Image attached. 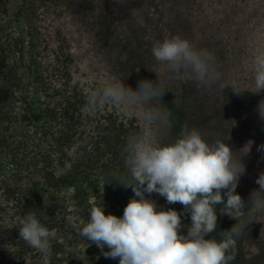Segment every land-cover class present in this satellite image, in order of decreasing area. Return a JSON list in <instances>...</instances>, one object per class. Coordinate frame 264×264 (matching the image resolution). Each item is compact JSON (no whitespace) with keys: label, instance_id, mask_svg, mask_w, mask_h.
I'll use <instances>...</instances> for the list:
<instances>
[{"label":"trees","instance_id":"16d2710c","mask_svg":"<svg viewBox=\"0 0 264 264\" xmlns=\"http://www.w3.org/2000/svg\"><path fill=\"white\" fill-rule=\"evenodd\" d=\"M19 1L18 14L26 13V18L31 21L27 44L29 62L33 67L36 81L44 88L46 99L42 101V108H39L40 93L26 91L21 96L18 94L20 76H16L15 65L7 59L9 47L2 39L6 35L1 33L0 264H118V259L105 258L94 243L78 236L72 224L86 222L89 209L102 204L105 214L122 215L133 192L130 187H124L113 176L130 179L124 167L122 147L125 138L141 127L142 121L139 116L141 107L123 111L115 104H106L101 110L88 113L84 106L91 89L83 79L81 59L68 54H65L64 59H61L60 55L48 57L43 53L47 40L51 43L56 38L52 37L56 27L63 41L67 40L69 33L76 28L71 24L70 18L66 19L67 14L59 12L56 8L55 3L60 0ZM117 1L113 0L112 5L114 6ZM135 1L127 0V3L133 4ZM167 1L175 6H183L185 3V0ZM189 1L186 10L190 14L192 11L189 9L190 5L194 8L195 5L204 2ZM250 2L251 0H220V6L226 5L230 9L235 4H240L233 10L242 13L249 9ZM8 9V0H0V21L8 20L7 14L5 15ZM76 9L77 7H74V10ZM105 10L108 14L106 0H86L79 5L77 13L86 19L87 25L96 28L104 24ZM216 11L212 6L209 11L199 8L193 10V14L195 19L205 17L211 24L209 14L212 12L211 17L214 18ZM190 16L193 19V16ZM50 17L53 18L49 21ZM43 21L47 24L43 25ZM44 26L48 28V32L42 30ZM163 29L172 35L181 33L180 27H176V32H172L168 24L163 25ZM1 30L2 27L0 32ZM108 30L111 43L116 44L111 25ZM70 39H74V42L79 40L76 37ZM84 40L82 38V42ZM66 49L70 51L69 47ZM111 51L108 53L113 62L109 65L115 66L116 70L113 80L124 79L125 82L131 77V82L137 83L142 79V68L135 57L123 58L121 51ZM125 71L126 77L123 76ZM76 73H79V79H76ZM249 84L251 92L243 89L236 99L245 106L253 102L257 104L259 97H264V91L254 93L256 91L254 80L251 85L249 79ZM100 85L101 83L95 82L93 86L95 88ZM52 91L53 93H50ZM58 94L63 98L55 100L54 97ZM178 96L179 92L175 89L170 93L172 97L170 100L177 101ZM245 158H243L245 172L240 179L244 175L248 177L247 171L254 168L250 157ZM255 180L256 178L251 185L258 187ZM122 195L125 199L123 203ZM151 196L156 200L158 210L174 208L179 212L183 207L179 202L166 204L164 198L156 193H152ZM30 210L37 211L41 222L47 227L56 229L57 236L51 241L47 255H42L19 238L20 220ZM258 215L263 217V213ZM257 216H254V219ZM217 221V229L211 235L212 238L219 240L221 237L220 233H217L218 230L229 229L235 220L227 214L221 215L218 212ZM251 224L248 225V233L254 236L255 232L259 233L260 250L264 251V230L252 228Z\"/></svg>","mask_w":264,"mask_h":264},{"label":"clouds","instance_id":"9594fccd","mask_svg":"<svg viewBox=\"0 0 264 264\" xmlns=\"http://www.w3.org/2000/svg\"><path fill=\"white\" fill-rule=\"evenodd\" d=\"M151 53L180 81L213 87L221 79L213 54L179 35L157 42ZM252 72L254 93L264 91V51L253 57ZM123 81L114 79L91 89L84 107L95 113L106 104H115L123 111L142 106L141 127L125 138L122 147L130 179L113 176L130 187L133 196L122 215L105 214L103 204L93 206L87 221L74 222L72 228L85 241L94 243L105 258L118 259V264H230L237 239L255 220L254 214L264 212V171L256 177L258 187L247 201L235 192L250 146L238 154L240 150L227 140L210 143L199 129L187 125L174 140L164 142L162 134L172 126L170 111L162 103L167 89L158 79H141L135 88ZM231 86L234 92L240 91ZM256 111L264 121V98L258 101ZM257 151L264 154V143ZM152 193L163 197L166 204L179 202L183 207L179 212L174 208L158 210ZM218 212L235 220L229 229H220L219 240L211 235L217 229ZM185 214L190 224L181 223ZM18 234L42 255L49 253L57 236L56 229L43 224L37 211L31 210L20 220Z\"/></svg>","mask_w":264,"mask_h":264},{"label":"rangeland","instance_id":"374dc122","mask_svg":"<svg viewBox=\"0 0 264 264\" xmlns=\"http://www.w3.org/2000/svg\"><path fill=\"white\" fill-rule=\"evenodd\" d=\"M85 1L60 0L55 3L59 12H65L66 19L70 18L71 24H74L76 28L71 34L69 33L67 40L63 41L56 27L52 34V37L56 36V38L51 43L48 40L46 42V48L43 51L45 56L60 55L61 59H64L65 54H68L81 59L83 79L90 89L94 88L95 82L103 84L113 80L116 70L115 66L109 65L113 62L109 57V50L121 51L123 58L135 57L142 68L141 78L158 79L167 89L165 96L162 97V100L164 99L162 103L170 111L172 126L163 132L164 142L174 140L182 127L187 125L190 128L199 129L210 143L216 139H227L230 146L240 150L238 154L247 151L250 146L249 152L243 158L250 157L254 168L252 171H247L248 177L244 175L235 189V192L247 201L249 193L257 188L251 185L253 179L264 171V154L257 151V146L264 143V121L258 118L257 104L253 102L245 106L236 99L243 89L251 92L248 86L249 79L251 85L253 80L252 59L259 51H264V0H256V2L251 0L249 9L242 13L233 10L240 4H235L228 9L226 5L220 6V0H204L202 4L195 5L194 8H192L193 5L189 6L192 10L191 14L186 10L189 0H185L183 6H175L167 0L159 2L136 0L133 4L127 3V0H118L113 6L111 3L113 0H106L108 14L105 10L104 24L96 28L87 25L86 19L81 18V14L77 13L79 5ZM19 6V0H8L9 9L5 13L8 20L0 21V28L2 27L0 34L6 35L2 39L9 47L7 59L15 65L16 76H20L18 94L21 96L26 91L28 93L37 91V94L41 95L38 107L42 108V101L46 99L44 88L36 81L27 50L31 21L26 18V13L18 14ZM212 6L217 10V14L212 18V12H210L208 19L211 24L205 17L194 18L193 10L199 8V10L209 11ZM74 7L77 9L74 10ZM189 14L193 16V19ZM51 18L53 17H50L49 21ZM3 20L5 22H2ZM42 24L46 25L47 22L43 21ZM165 24L171 26L172 32H176V27H180L179 36L187 38L198 48L206 49L213 54L216 66L221 73V79L215 86L198 87L194 82L180 81L163 65L154 63L152 46L172 36L171 33L164 31ZM110 25L116 44L110 41L108 30ZM42 30L49 31L46 26ZM75 33H77L76 36ZM73 37L79 40L74 42V39H70ZM82 38L85 39L84 42ZM126 75L127 71L123 73V76L126 77ZM75 77L79 79V73H76ZM60 80L63 82L62 79ZM131 80L132 78L129 77L124 83L128 82L125 85L135 88L137 83H132ZM227 84L233 85L240 91L234 92L232 86ZM224 85L226 86L222 90ZM175 89L178 90L179 96L174 102L170 100L172 98L170 93ZM60 98L63 97L59 94L54 97L55 100ZM262 98L264 97H259V100ZM123 197L124 195L121 196V203L125 201ZM262 213V218L259 217V213L254 214L258 216L252 222V228L258 227L264 230V212H260ZM181 223L190 224L187 214L183 216ZM247 228L237 239L235 256L230 264H264V251L260 250L259 233L255 232V236L251 235ZM217 233H220V230Z\"/></svg>","mask_w":264,"mask_h":264}]
</instances>
